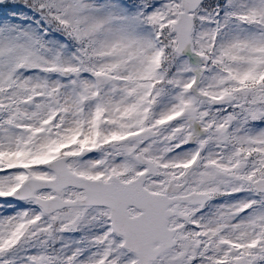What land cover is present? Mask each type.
<instances>
[{
    "label": "snow or ice",
    "instance_id": "obj_1",
    "mask_svg": "<svg viewBox=\"0 0 264 264\" xmlns=\"http://www.w3.org/2000/svg\"><path fill=\"white\" fill-rule=\"evenodd\" d=\"M0 264H264V0H0Z\"/></svg>",
    "mask_w": 264,
    "mask_h": 264
}]
</instances>
